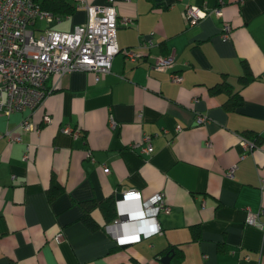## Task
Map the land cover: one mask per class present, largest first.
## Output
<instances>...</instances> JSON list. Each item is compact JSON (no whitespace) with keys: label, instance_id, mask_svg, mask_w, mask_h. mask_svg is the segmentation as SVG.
Wrapping results in <instances>:
<instances>
[{"label":"crops","instance_id":"crops-1","mask_svg":"<svg viewBox=\"0 0 264 264\" xmlns=\"http://www.w3.org/2000/svg\"><path fill=\"white\" fill-rule=\"evenodd\" d=\"M80 1L111 3L130 22L116 25L119 49L97 78L90 69L49 75L53 88L38 105L0 112V264H160L165 253L166 264H264V229L243 219L246 208L264 207V0H221L218 17L194 22L183 17L185 4L217 0ZM83 6L64 17L66 28L47 27L82 22ZM221 21L230 24L226 38ZM146 38L151 44L134 60L123 56ZM169 51L173 64L154 68L151 54ZM241 59L253 75L242 85ZM223 74L240 95L232 108L222 103L224 91L207 89ZM43 112L49 121L21 127ZM143 134L148 151L139 149ZM50 176L59 188L52 196ZM127 187L142 198L160 191L169 210L157 212V231L119 245L97 205L88 214L98 226L81 221L80 202L113 200Z\"/></svg>","mask_w":264,"mask_h":264},{"label":"built area","instance_id":"built-area-1","mask_svg":"<svg viewBox=\"0 0 264 264\" xmlns=\"http://www.w3.org/2000/svg\"><path fill=\"white\" fill-rule=\"evenodd\" d=\"M211 7L196 4H185L182 13L187 22H194L199 18L212 14H220L219 2ZM84 5L85 18L82 22L73 24L69 29H55L50 27H36V19L59 21L66 15L53 14L42 8L33 0H0V112L22 108H32L38 105L44 94L53 88L54 84H45L47 76L56 79L72 69H90L93 77L99 72L108 70L110 58L118 51L115 41V27L118 23L130 22L127 16H116L111 3L91 5L76 1L75 7ZM230 30L227 21H221L219 36L226 38ZM146 38L139 43L140 49L125 47L123 56L134 60L143 52V48L151 44ZM151 64L154 68L165 69L173 64L172 52H156L151 54ZM171 80H178L179 73L168 71ZM264 78V72L261 74ZM51 84V85H50ZM201 120V116H196ZM50 116L43 112L40 120L30 122L25 116L20 125L23 129H36L40 122H47ZM110 126L113 121L110 118ZM72 135L77 128L64 125L60 128ZM7 139H17L18 136H7ZM143 145L140 150L151 148L148 134H143L139 140ZM249 141L242 139L245 145ZM251 143V142H249ZM132 145V144H131ZM88 155L89 151H86ZM28 158V147L22 153ZM104 171L107 166H101ZM231 167H229L230 170ZM229 170L227 172H229ZM230 173V172H229ZM264 186V178H259V187ZM119 197L113 198L114 216L104 223L108 234L118 244L135 238V235L147 236L157 231L156 214L158 211L167 212L169 205L165 202L160 191H154L141 197L137 189L122 188ZM264 214V207L257 210L245 209L244 221L254 223L264 229V220L257 219V213ZM133 235V236H132ZM60 238V231L53 234V239Z\"/></svg>","mask_w":264,"mask_h":264},{"label":"trees","instance_id":"trees-1","mask_svg":"<svg viewBox=\"0 0 264 264\" xmlns=\"http://www.w3.org/2000/svg\"><path fill=\"white\" fill-rule=\"evenodd\" d=\"M39 4L40 7L48 9L53 14H61V15H68L71 14L75 8V2L72 0H33ZM37 20V19H36ZM36 20L33 22L36 27ZM241 66V73L237 75V81L239 84H244L246 81L253 78V75L249 71V67L247 63L241 59L239 61ZM209 92H217V91H224L227 95V97L223 100V105L226 108H232L234 105L238 104L240 102V95L238 94L237 90L232 88V85L224 78V74L222 75V78L219 81H216L212 84H210L207 87ZM257 140V138H256ZM258 141V140H257ZM49 187H53V194H56V192L59 190L57 183L55 182L54 178L52 176L49 177ZM48 194H50V189H48ZM82 213L79 216L81 221L88 227V228H95L97 227L96 221L89 216L88 211L93 206L97 205L99 211L103 215V220L108 221L112 216H114V207H113V200L111 197H104L103 199L99 200L97 203L91 199H86L80 202ZM180 256V250L176 249L174 251Z\"/></svg>","mask_w":264,"mask_h":264},{"label":"rangeland","instance_id":"rangeland-1","mask_svg":"<svg viewBox=\"0 0 264 264\" xmlns=\"http://www.w3.org/2000/svg\"><path fill=\"white\" fill-rule=\"evenodd\" d=\"M67 19L66 18H64V17H61V19L59 20V21H54V19H51V20H49V21H47V20H43V19H37L36 20V25H41L42 27L43 26H54V27H60V28H66L67 27ZM56 23V24H53V23ZM48 23H50V24H48Z\"/></svg>","mask_w":264,"mask_h":264},{"label":"water","instance_id":"water-1","mask_svg":"<svg viewBox=\"0 0 264 264\" xmlns=\"http://www.w3.org/2000/svg\"><path fill=\"white\" fill-rule=\"evenodd\" d=\"M119 196H120V193H116L114 195V197H119ZM119 245H122V243H119ZM169 257H170V254H168V253L162 254L159 257L160 264H166L168 262Z\"/></svg>","mask_w":264,"mask_h":264}]
</instances>
